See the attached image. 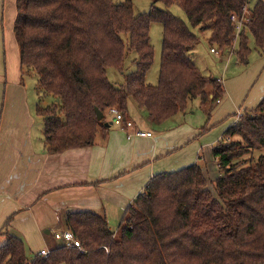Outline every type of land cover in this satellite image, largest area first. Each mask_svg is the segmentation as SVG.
Listing matches in <instances>:
<instances>
[{
    "label": "trees",
    "instance_id": "1",
    "mask_svg": "<svg viewBox=\"0 0 264 264\" xmlns=\"http://www.w3.org/2000/svg\"><path fill=\"white\" fill-rule=\"evenodd\" d=\"M149 1L147 13L134 15L131 0H15L20 72L35 75L41 102L51 97V104L35 110L47 153L92 146L110 108L126 118L129 98L156 124L196 99L210 113L224 90L188 56L199 42L194 29L208 33L209 45L219 52L237 41L234 52L243 65L251 52L248 33L255 49H264L262 0L249 15L248 0ZM159 3L166 9L177 4L188 25L157 8ZM232 15L246 18L238 36ZM152 23L162 26L155 86L145 83L154 60ZM131 53L134 70L117 87L107 70L123 73ZM237 117L213 147L216 179H206L199 164L157 174L125 209L115 233L102 216L72 212L65 226L81 249L64 245L31 260L23 242L7 233L9 218L0 230V264H264V153L255 161L244 158L264 151V97Z\"/></svg>",
    "mask_w": 264,
    "mask_h": 264
},
{
    "label": "crops",
    "instance_id": "2",
    "mask_svg": "<svg viewBox=\"0 0 264 264\" xmlns=\"http://www.w3.org/2000/svg\"><path fill=\"white\" fill-rule=\"evenodd\" d=\"M15 15L14 0L11 26L0 36V230L12 218L7 233L23 242L28 260L41 250L49 254L65 245L55 234L67 230L65 219L72 212L102 216L115 233L125 209L157 174L199 164L209 181L219 176L212 150L236 118L208 138V134H201L199 124L188 118L197 112L192 111L191 102L184 112L156 124L129 98L125 119L132 122L131 128L112 125L107 113L104 128L98 130L92 146L47 153L42 118L35 113L42 105L37 80L34 74L20 72L12 23ZM120 74L123 78L126 73ZM28 76L34 80V92L25 81ZM217 80L224 94L210 114L214 123L252 108L264 97V58L256 67ZM257 82L261 86L251 95ZM145 83L156 85L146 78ZM203 106L206 112L208 104ZM135 130L149 132L151 137L128 139ZM202 130L206 132V127ZM27 247H34V252L29 253Z\"/></svg>",
    "mask_w": 264,
    "mask_h": 264
},
{
    "label": "rangeland",
    "instance_id": "3",
    "mask_svg": "<svg viewBox=\"0 0 264 264\" xmlns=\"http://www.w3.org/2000/svg\"><path fill=\"white\" fill-rule=\"evenodd\" d=\"M124 1L125 0H112V2L115 4H120L123 3ZM131 1H132L134 15L147 13L150 9L151 2L149 0H131ZM256 1L257 0H248V5H247L248 8L246 13L247 15H249L250 13L249 10L253 8ZM156 7L161 10L169 11L174 17L182 20L185 24L188 25L184 12L180 9V7L177 4H174L169 9H166L160 3L157 4ZM13 10H14V0H0V36L1 37L5 35V33L7 32V28L9 29V25L11 26V18H12ZM12 23H13V19H12ZM192 32L198 37L199 42L195 47L194 51L188 54V56L203 75L210 76L213 79H217V78L225 79V78H229L231 74H239L243 72L246 69V67H250V68L253 66L256 67V65L260 62V60L264 58V49L262 51L255 49L254 40L252 39L249 33L247 34L248 46L250 47L251 52L248 56V63L243 65L238 62L235 52H232L230 49L219 52L217 51V48L215 46H210L207 41L208 33H200L198 29H194ZM149 37H150V45L153 47V51H154V60L150 69L146 74V81L150 84H155L159 72L160 58H161L162 26L158 23H152L150 26ZM233 47H234L233 51H235L237 49V41H235ZM211 48H213L216 52L212 53L210 51ZM192 53H194L193 57H192ZM134 58L135 55L133 53L126 56L124 61L123 73L128 74L134 70V65L132 63ZM260 76L258 78L259 83H260ZM107 78L117 87L120 84H123V78H121V74L114 69H108ZM25 81L26 83L29 84L30 89H32L33 91L34 88L33 86H35L33 78L28 76L25 78ZM259 83L257 82V84L254 86L251 95L254 94L256 89L261 86L259 85ZM34 98L36 99L35 94H34ZM196 100L195 101L193 100L191 102L192 103L191 107H192V111L195 112L197 110V112L195 115H188V118L192 119V122L198 123L199 128H201L200 129L201 134L204 135L208 134L207 135L208 138L214 132L223 128L228 122H231L233 119H235L237 115L240 116L241 112L244 109H251V108H244L240 113H238L237 111L236 113L230 115L228 118H225L224 120H221L219 122L215 121L214 123L212 122V120H210V114L212 110L210 111V113H208L207 111L205 112L202 108L206 109V107L201 104L200 106L199 102ZM41 103L42 106H47L51 104V97L46 96L45 98H43V102ZM254 106H252V108ZM205 127H206V132L202 130V128L205 130ZM260 153H264V151L263 150L252 151L247 155H245L244 158L247 159V161H253V160L255 161ZM203 154L205 155L206 153L204 152ZM207 176L208 174L205 173V177ZM34 250H35L34 247L33 248L27 247V251L29 253L32 251L34 252Z\"/></svg>",
    "mask_w": 264,
    "mask_h": 264
},
{
    "label": "built area",
    "instance_id": "4",
    "mask_svg": "<svg viewBox=\"0 0 264 264\" xmlns=\"http://www.w3.org/2000/svg\"><path fill=\"white\" fill-rule=\"evenodd\" d=\"M230 21L235 27V35L238 36L241 32L244 24L246 23L245 17H238L236 15L230 16ZM212 53H215L216 51L214 49L210 50ZM108 114L111 118L112 125L116 127H126L131 128L133 126L132 122L125 119L124 115L115 107L110 108L108 111ZM238 117H236L237 119ZM151 137V133H143L139 130H135L132 134H128L127 138L131 137ZM56 239L63 240L65 243V246L68 248H75V249H81V243L79 240H77L73 234L69 230H64L58 234H55ZM48 255V251L41 250L38 253V256L46 257Z\"/></svg>",
    "mask_w": 264,
    "mask_h": 264
},
{
    "label": "water",
    "instance_id": "5",
    "mask_svg": "<svg viewBox=\"0 0 264 264\" xmlns=\"http://www.w3.org/2000/svg\"><path fill=\"white\" fill-rule=\"evenodd\" d=\"M95 110V113H96V118H97V120H101L102 118H103V115H102V113H100L99 111H98V109H94Z\"/></svg>",
    "mask_w": 264,
    "mask_h": 264
}]
</instances>
